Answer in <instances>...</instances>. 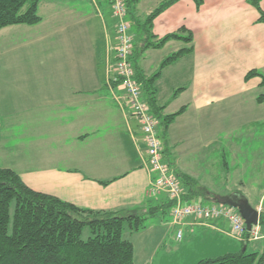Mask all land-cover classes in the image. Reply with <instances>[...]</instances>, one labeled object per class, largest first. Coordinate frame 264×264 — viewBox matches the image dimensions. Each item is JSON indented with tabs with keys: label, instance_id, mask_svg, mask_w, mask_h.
I'll use <instances>...</instances> for the list:
<instances>
[{
	"label": "crops",
	"instance_id": "1",
	"mask_svg": "<svg viewBox=\"0 0 264 264\" xmlns=\"http://www.w3.org/2000/svg\"><path fill=\"white\" fill-rule=\"evenodd\" d=\"M163 1L139 0L132 18L143 21ZM260 6L264 11V0ZM38 13L42 19L35 25L0 30V125L10 126L5 151L0 131V166L16 171L32 190L81 209H152L146 220L164 232L161 217L170 215V200L165 193L147 195L154 174L145 166L139 124L118 106L115 95L124 99L122 91L105 80L106 56L117 44L110 0H40ZM259 18L249 0H204L200 6L178 0L152 21L150 41L180 36L159 48H144V28L130 21L136 76L160 72L153 86L163 160L213 192H218L211 184L215 165L227 173L231 166L256 168L264 183V21ZM189 47L191 52L160 69L166 57ZM249 71L261 76L246 79ZM181 108L165 129L161 118ZM248 126L262 127L253 150L239 146ZM215 222L228 230V222ZM194 225L187 219L182 226Z\"/></svg>",
	"mask_w": 264,
	"mask_h": 264
},
{
	"label": "trees",
	"instance_id": "2",
	"mask_svg": "<svg viewBox=\"0 0 264 264\" xmlns=\"http://www.w3.org/2000/svg\"><path fill=\"white\" fill-rule=\"evenodd\" d=\"M138 1L125 0V5L127 13L131 15L129 21L133 19L136 26L144 28L146 41L144 48H159L169 39L180 38L179 34H171L157 42L150 41L154 37L151 31L153 19L178 0L163 1L143 21L132 18L133 9ZM193 1L200 6L204 0ZM39 2L40 0H0V30L13 25L39 23L42 19L38 13ZM249 2L259 11V20L264 21L260 0ZM186 39L188 42L192 41L190 35ZM191 50L192 47H189L173 52L162 61L160 69ZM159 73L158 71L143 79L136 74L135 77L141 84L151 112L160 119L157 110L154 109L153 86ZM256 75L261 76L256 71H249L245 78ZM262 77L264 82V76ZM183 109L161 118L165 129ZM175 174L183 188V199L188 203L197 202L199 199L201 204H205L204 200H207L206 204L209 205L231 207L219 203L218 198L238 194L243 196L237 192L219 195L200 185L199 181L188 174L182 172ZM170 207L172 201L167 203V210ZM153 214L152 209L121 212L81 209L56 197L32 190L23 183L16 171L0 166V264H133L134 247L129 240L123 238V229L128 225L132 231H138L143 227L144 221ZM259 227L263 235V211L260 212ZM85 228L92 234L87 239L82 238ZM248 236L249 233L246 232V237ZM247 244H244L240 252L201 259L196 264H264V248L247 252Z\"/></svg>",
	"mask_w": 264,
	"mask_h": 264
},
{
	"label": "built area",
	"instance_id": "3",
	"mask_svg": "<svg viewBox=\"0 0 264 264\" xmlns=\"http://www.w3.org/2000/svg\"><path fill=\"white\" fill-rule=\"evenodd\" d=\"M116 18L117 44L112 55H107L106 84L109 87L116 85L124 96L115 95L119 107L129 110L130 115L139 124L146 144L145 166L149 174H154L147 188V195L155 197L165 193L172 207L170 217L172 224L177 226L176 240L181 241L183 232L180 227L190 219L195 224L212 225V222L224 220L228 222L227 234L237 237L240 241L250 242L259 240L262 235L259 225H254L247 231L239 212L224 205H204L201 203H188L183 199V188L173 169L163 160V145L158 136L159 119L154 115L144 97L141 84L135 77V69L131 61L133 39L131 24L127 19L125 0H110ZM216 227V226H215ZM246 232L249 236L246 237Z\"/></svg>",
	"mask_w": 264,
	"mask_h": 264
},
{
	"label": "rangeland",
	"instance_id": "4",
	"mask_svg": "<svg viewBox=\"0 0 264 264\" xmlns=\"http://www.w3.org/2000/svg\"><path fill=\"white\" fill-rule=\"evenodd\" d=\"M147 6V4H145ZM145 9V6H142ZM44 14V12L41 11ZM8 59L13 61V54L10 53ZM3 59H0V68ZM262 128V127H261ZM260 127H250V133L242 135L239 139L240 148L246 149L251 147L252 150L258 146V135L260 134ZM159 127V131H161ZM1 135V151H5L3 147L8 141L10 126L7 124L0 125ZM161 134V133H160ZM237 135V133H235ZM252 157V156H250ZM248 159H251V158ZM222 157H215V161H222ZM235 159V158H234ZM234 159L229 154L226 161L230 164ZM230 172H220L224 169L217 165L214 166L213 179L211 184L219 195L231 194L233 192L245 193V197L252 205L259 206V212H264V183L262 182L261 173L256 168L239 166L233 168ZM240 171H236L239 170ZM243 181L244 186L239 182ZM204 203H208L204 200ZM261 203V204H260ZM13 212V205L11 206V215ZM161 219L164 222V232H157V230L150 227L151 221L145 220L143 227L138 231L129 230V226L125 225L123 229V238L130 240L134 246V262L133 264H196L201 259L217 258L228 253H237L243 250L244 242L237 237L227 234L224 230H220L212 225L195 224L188 228L181 226L183 232V239L176 240L177 227L172 225L171 217L167 212ZM92 236L90 230L85 228L82 232V238L87 239ZM264 246V238L258 241L248 242L246 250L252 252L260 250Z\"/></svg>",
	"mask_w": 264,
	"mask_h": 264
},
{
	"label": "water",
	"instance_id": "5",
	"mask_svg": "<svg viewBox=\"0 0 264 264\" xmlns=\"http://www.w3.org/2000/svg\"><path fill=\"white\" fill-rule=\"evenodd\" d=\"M219 203L230 205L238 210L244 220L247 230H250L253 225L259 223V211L254 208L244 196L232 195L229 197L218 198Z\"/></svg>",
	"mask_w": 264,
	"mask_h": 264
}]
</instances>
